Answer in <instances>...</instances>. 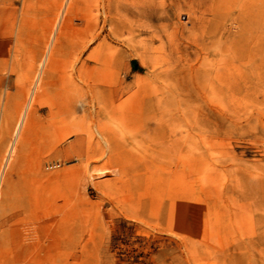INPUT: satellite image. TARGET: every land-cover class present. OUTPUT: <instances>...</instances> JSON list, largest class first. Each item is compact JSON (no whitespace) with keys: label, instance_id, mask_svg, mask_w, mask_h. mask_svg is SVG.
<instances>
[{"label":"rangeland","instance_id":"374dc122","mask_svg":"<svg viewBox=\"0 0 264 264\" xmlns=\"http://www.w3.org/2000/svg\"><path fill=\"white\" fill-rule=\"evenodd\" d=\"M0 264H264V0H0Z\"/></svg>","mask_w":264,"mask_h":264}]
</instances>
